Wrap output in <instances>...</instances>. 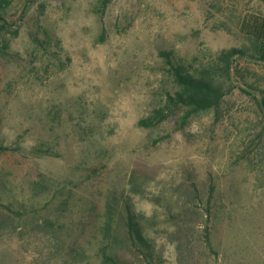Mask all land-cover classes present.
<instances>
[{
  "label": "rangeland",
  "instance_id": "1",
  "mask_svg": "<svg viewBox=\"0 0 264 264\" xmlns=\"http://www.w3.org/2000/svg\"><path fill=\"white\" fill-rule=\"evenodd\" d=\"M7 1L0 144L17 149H0V264H98L108 191L153 246L121 249L130 264H264V0ZM229 48L244 54L219 111L183 122L161 52L198 66ZM58 214L62 240L43 231Z\"/></svg>",
  "mask_w": 264,
  "mask_h": 264
},
{
  "label": "trees",
  "instance_id": "2",
  "mask_svg": "<svg viewBox=\"0 0 264 264\" xmlns=\"http://www.w3.org/2000/svg\"><path fill=\"white\" fill-rule=\"evenodd\" d=\"M108 2L109 0H101V13H103ZM8 5L9 2L7 0H0V28L6 27L5 11ZM104 37L105 28L103 27L99 38L104 40ZM8 45V39L3 37L0 30V54L4 53ZM254 48L259 53L260 59L264 60V35L254 44ZM238 52L240 55L244 54L242 48L223 49L217 55V59L198 66L187 64L181 57L175 55L172 50L161 52L177 86L174 92L167 93V102L169 105L186 107L182 116L183 122L200 111L208 109L219 111L224 96L228 91L226 79H233V71L236 69L237 64L234 56ZM242 89L245 90L244 88ZM256 100L264 116V96ZM167 116L168 113L165 108L160 107L154 109L152 115L138 120V124L145 127L155 126ZM0 149L15 150L17 148L0 144ZM37 149V146H35L32 151L38 152L39 150ZM31 187L34 195L50 190L48 182L44 180L33 181ZM63 221L62 216L59 214L55 219L46 217L42 222L45 226L43 231L49 233L51 237L62 240L63 235L60 234L65 227ZM94 226L95 229L98 228L97 231L101 234L99 235V247L97 250L98 264H130L123 258L121 253V249L129 246H134L147 260L153 257V246L149 238L144 234L136 214L129 204L123 203L116 192L108 191L106 193L101 223H96ZM82 254L85 255L83 250ZM76 259L77 257L73 258V261L76 262Z\"/></svg>",
  "mask_w": 264,
  "mask_h": 264
}]
</instances>
